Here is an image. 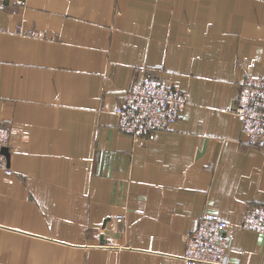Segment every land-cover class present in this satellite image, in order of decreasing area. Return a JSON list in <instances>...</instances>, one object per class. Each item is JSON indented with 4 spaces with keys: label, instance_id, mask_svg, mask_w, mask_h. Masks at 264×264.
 Returning <instances> with one entry per match:
<instances>
[{
    "label": "crops",
    "instance_id": "crops-1",
    "mask_svg": "<svg viewBox=\"0 0 264 264\" xmlns=\"http://www.w3.org/2000/svg\"><path fill=\"white\" fill-rule=\"evenodd\" d=\"M0 2V264H183L206 211L229 224L228 264H264L240 225L264 204V146L233 114L264 77V0ZM136 73L188 99L139 141L114 114Z\"/></svg>",
    "mask_w": 264,
    "mask_h": 264
},
{
    "label": "built area",
    "instance_id": "built-area-1",
    "mask_svg": "<svg viewBox=\"0 0 264 264\" xmlns=\"http://www.w3.org/2000/svg\"><path fill=\"white\" fill-rule=\"evenodd\" d=\"M30 34L35 33L31 31ZM187 103L186 91L158 76L136 73L114 114L119 129L139 141L183 120ZM233 114L241 123L246 141L264 146V77L249 76L243 81ZM9 138L8 128L0 124V168L10 175L12 171L3 152L8 147ZM116 218L122 221L121 217ZM228 225L219 214L204 212L195 229L185 237L183 264H228L229 239L225 236ZM240 225L264 236V204H248Z\"/></svg>",
    "mask_w": 264,
    "mask_h": 264
},
{
    "label": "water",
    "instance_id": "water-1",
    "mask_svg": "<svg viewBox=\"0 0 264 264\" xmlns=\"http://www.w3.org/2000/svg\"><path fill=\"white\" fill-rule=\"evenodd\" d=\"M3 152H4V154H5L6 158H7V160H9L8 148H4Z\"/></svg>",
    "mask_w": 264,
    "mask_h": 264
}]
</instances>
